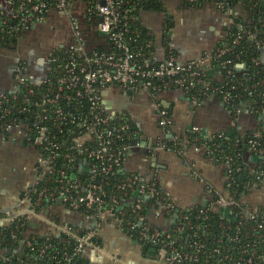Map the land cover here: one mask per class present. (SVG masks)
I'll use <instances>...</instances> for the list:
<instances>
[{
  "label": "built area",
  "instance_id": "obj_1",
  "mask_svg": "<svg viewBox=\"0 0 264 264\" xmlns=\"http://www.w3.org/2000/svg\"><path fill=\"white\" fill-rule=\"evenodd\" d=\"M140 1L142 0H0V17L17 22L12 24L11 30L0 36V42H3L2 45L0 44L2 47L10 46L9 41L11 39L18 40L22 38L27 30L37 23L45 22L51 14L55 13L64 17L69 24L70 40L66 45L58 47L56 56H54L55 51L46 60L44 59L47 73L42 80L31 81L24 75L21 66H17L14 71V89L12 91H0L1 100L8 102L7 96L18 93L26 83L33 85L46 84V89L40 93V99L34 102L35 109L28 110L26 107L15 105L19 113L28 112L33 121L36 119V135L31 140V145L36 149L44 148V151H46L45 154L40 153L36 184L43 180L48 173H51L53 159L58 155L56 151L65 144L72 150V152L65 154V159L68 162L79 160L81 168L85 167L87 171L90 169L92 180L96 179L97 176H104L107 179L112 174L126 173L123 167L127 154L132 147L139 146L141 143L130 144L133 131L130 125L122 119L124 112L112 113L106 109L104 96L109 89L117 88L125 94H135L141 91L148 93L155 103L159 127L164 137L167 138H173L170 137V131L173 132V121L166 105L158 99L159 94L162 93V85L166 87L165 91L176 89L183 92L185 89L202 86L205 95H207L206 98L220 95L223 105H230L231 100H233V97L227 91L213 86L211 81L206 79L205 74V72L208 73L209 69H213L216 72L214 79L223 80L220 70L233 64L234 59H227L222 62L220 59L232 51L230 47L216 50L214 47L211 52H208L202 58L192 61H181L172 43H170V52L165 51L163 59L153 62L147 58L146 53H135L132 50L129 42L132 40L131 34L136 33V30H131V28L132 24L138 21L134 6L138 5ZM180 1L182 3V0ZM190 1L195 2L197 0ZM213 3L222 11L223 6L219 0ZM224 13L231 18L233 14H236V11L229 9ZM82 20L86 31L89 28V31H98L106 37V43L102 45L107 47L106 51H99L100 46L89 43L81 24ZM240 29L241 31H238L235 36L234 45H238L244 37H248L254 40L258 47L264 48V40H257L258 34L256 32L246 31L242 26H240ZM226 35L227 32L225 31L224 38H221V40H224ZM139 57L142 58L141 61ZM213 64L217 66V70L214 69ZM219 65L221 68L218 69ZM244 66V63L236 64L238 69H243ZM155 80L162 83L157 84ZM258 85L260 84L257 83L256 87ZM231 89H235V87L233 86ZM27 92L30 96L35 94L32 89H28ZM82 99H87L90 107L84 114H79L78 117L65 110L61 105L62 102L70 105L78 104V100ZM205 99L194 98L192 101L201 104ZM247 111L252 115L251 111ZM12 112L13 108L11 106L0 107V123L3 131L10 134L20 128L24 131L25 138H27L30 127L27 122L14 123L15 120H4V117L11 115ZM261 118L264 120V116H261ZM50 119H53V127L57 131H64L66 126L72 128L71 138L67 143L55 141L50 126L46 124V121L50 122ZM32 130L31 128L29 131ZM193 130L199 131L200 129L193 127ZM212 136L208 135L209 138H212ZM250 143L255 148V142L250 141ZM191 150L208 151L204 146H195ZM191 150L185 148L178 152L184 158L185 163H187L186 154ZM256 152L263 153L262 150H256ZM78 156L82 157L78 158ZM209 158L218 164L217 158ZM229 164L230 160L218 164L222 165L224 170L228 169L227 174L224 172L225 189L223 191L208 189L212 192L214 201L212 204H207L210 205L207 208L208 210H202L201 212L210 211L222 218H228L234 211L239 210L241 217L248 222L260 220L258 225L252 228V233L246 236L258 237L259 239L262 232H264V208L254 207L246 203L243 200L245 195L241 199H236L231 195L229 183L227 184L229 181L228 175L231 173ZM236 171H240V168L238 167ZM59 174L61 177L65 176L64 171L60 170ZM252 174L257 175L258 181L264 180V164L258 165L257 163ZM151 181L152 179L143 175L133 174L115 185V190L120 195L107 198L108 190L104 183L96 181L82 185L80 181L69 180L67 181L68 186L64 187V191L60 193L54 204L65 206V203L71 202L73 206L76 204L85 206L86 209L96 210L95 214L88 216L89 218L101 220L108 217L120 228L123 225H130V222L125 220V212L123 211V209H129L145 222L141 234L143 238L151 243V248L156 249L155 255L157 258L166 261L168 264H181L186 261L198 262L199 253L206 251L204 243H194L193 249L197 253L190 254L182 250L185 245H178L175 236L170 234L165 236V233H169L172 227H175L177 233H184L186 230L192 229L191 220L189 216H182L174 211L175 204L159 181L158 184L151 183ZM73 189H78L76 197L70 196ZM160 191L166 197H162ZM43 197V193L40 192L35 204L40 205ZM22 201L32 205L29 197L22 198ZM144 209L147 210V214L141 215ZM151 211L155 217L164 216L166 220L172 221L171 228L169 230L161 228L162 231L152 230L154 225L149 221ZM21 215L30 219L38 214L30 206ZM13 218L1 214L0 225H8ZM48 223L52 227L51 230H53L51 234H65L76 242L73 256L85 258L88 250L98 249L94 241V232L87 231L82 234L67 224L59 225L53 220H48ZM158 243L162 244L159 249L156 245ZM23 244L31 246L29 238H26ZM253 248L250 249L248 245L242 248L244 257L240 258L238 264L243 262L254 264L255 259L261 257L255 250L256 244H253ZM213 253L223 257L220 249H216ZM65 259L66 264H71L72 258L67 256ZM261 259H263L264 264V256ZM207 263L215 264L210 260Z\"/></svg>",
  "mask_w": 264,
  "mask_h": 264
},
{
  "label": "crops",
  "instance_id": "obj_2",
  "mask_svg": "<svg viewBox=\"0 0 264 264\" xmlns=\"http://www.w3.org/2000/svg\"><path fill=\"white\" fill-rule=\"evenodd\" d=\"M163 3L167 13L174 18V27L177 28V19H179L181 26L185 25L187 31H190L189 36L192 35L189 42V36L179 39L177 32L172 33L171 43L181 61L196 60L211 52L226 29L233 23L232 19L220 11L213 2L186 9L181 7L180 0H163ZM236 12L244 19L249 18L248 12L240 6ZM165 15L164 12L148 10L140 13L141 23L149 30L154 43V60H161L165 56L163 39ZM57 22L65 23L67 31H52L46 39H43L42 45L45 46V50L64 46L70 40L69 24L64 17L55 13L45 22L32 26L22 38L26 40L33 31H43V26H56ZM81 24L90 44L102 46L106 43V37L98 31H89V28L86 31L83 20ZM33 50L29 49L26 52L30 58L34 55ZM21 59L23 58L15 56L6 59L3 64L0 63V91L14 89L16 65L21 66L24 75L31 81H39L46 76V66L41 67L40 61L37 63L36 58L34 67ZM208 72L215 77V70L209 69ZM158 99L168 108L173 121L172 130L176 136L184 134L193 127L203 130L209 136L219 132H225L229 136L243 135L264 123L262 118L255 119L247 111L246 106H241L238 114L233 116L215 97H208L201 104H196L183 91L172 89L160 93ZM104 102L109 112L127 113L142 135L141 144L129 150L124 171L150 179L157 178L175 206L183 209L212 204L213 194L208 189L212 188L214 191L225 189L223 166L205 156L204 152L188 151L187 163L178 153L163 147H158L152 154L150 153L149 143L163 139L164 135L158 124L155 103L148 93L141 91L125 94L120 89L113 88L106 91ZM24 140L25 133L20 128L8 136L0 134V215L17 217L30 206L33 207L28 202L22 201V194L36 184L40 153ZM245 163L252 172L257 166L258 159L248 153L245 156ZM243 200L251 206L264 208V180L245 194ZM37 214L29 219L27 236L45 237L51 234L53 230L48 220H53L59 225H70L77 231L94 232V241L98 249L87 251L85 254L87 264H168L151 252L145 255L140 244L125 234L108 217L95 220L60 204L47 205ZM149 215L152 225L164 230L171 228L172 221L166 220L164 216L155 217L152 211ZM2 254L4 251L0 249V255Z\"/></svg>",
  "mask_w": 264,
  "mask_h": 264
},
{
  "label": "trees",
  "instance_id": "obj_3",
  "mask_svg": "<svg viewBox=\"0 0 264 264\" xmlns=\"http://www.w3.org/2000/svg\"><path fill=\"white\" fill-rule=\"evenodd\" d=\"M216 1L218 2V0H197L195 2L182 0L181 7L184 9L195 8L205 3ZM219 2H221L223 6L222 12L229 9H233L235 12L240 6L248 12L249 18L244 19L241 15L237 14V12L231 16L233 23L226 29L227 35L225 39L216 44L215 50L230 47L232 51L227 53V55L223 56L220 60L222 62L227 59H234V63L220 70V73L223 75V80L214 79L209 72H205L206 79H209L213 86L227 91L233 97L230 105H225L233 116L237 115V111L241 106H246L245 108L251 111L252 116L259 120L261 116H264V48L258 47L256 42L248 37H244L238 45H234L233 42L238 31H241L240 26L246 31L256 32L258 34L257 40H264V0H219ZM134 7L138 21L132 24L131 30H136V33L131 34L132 40L129 44L135 53L144 52L147 58L151 59L153 62L155 61L153 58L154 43L152 37L149 35V30L141 23L140 13L144 10L166 13L163 39L167 53L170 52L171 31L174 27V18L171 14L167 13L163 0H142ZM15 22L16 21L0 17V36L4 35L6 31L11 30L10 28ZM16 41L17 40L11 39L9 42L12 44ZM0 44L2 45L3 42H0ZM106 49V46H100L98 48L99 51H106ZM57 54L58 52L56 51L54 56ZM237 56L239 57L238 59ZM139 60L141 61L142 58L139 57ZM237 63H244V68H236ZM213 65L214 69L217 70V66L215 64ZM229 71L231 72L228 73ZM155 82H157V84L162 83L158 80H155ZM257 83L260 85L256 87ZM233 86L235 89H231ZM165 88L166 87L162 85L161 91L164 92L166 90ZM167 88L171 89L170 87ZM28 89H32L35 94L30 96L27 92ZM45 89L46 84L33 85L31 83H26L18 93L7 96L8 102L2 101L0 97V107L11 106L13 108L12 114L5 116L4 120H15L14 123L27 122L30 126L29 130L31 128L33 129L32 131L28 130L27 138L24 140L28 145H31V140L36 135L35 123L37 121L36 119L33 121L28 115V112L24 114L19 113L15 105L26 107L28 110L35 109L34 102L40 99V93ZM184 92L190 100L194 98L203 100L207 96L202 86H196L188 90L185 89ZM211 97H215L221 102L222 98L220 95H213ZM61 105L65 110L70 111L77 117L79 114H84L90 107V103L87 99L78 100V104L75 103L70 105L66 102H62ZM49 109H51V107H49ZM122 119L130 125L133 131V138L130 144L134 145L138 142L141 143L142 135L130 116L124 113ZM53 122V119H50V122L46 121V124L50 126L51 132L55 136V141L67 143L71 138L72 128L65 125V130L60 132L53 127ZM0 134L5 136L9 135L8 132L3 131L1 123ZM171 136L173 138L164 137L161 140L152 141L151 144L149 143L148 148L150 153L152 154L158 147H163L178 153L185 148L191 150L195 146H204L208 150L204 151V155L208 158H217L218 164L230 160L229 166L231 173L228 175L229 181L227 184L229 183L231 195L236 199H241L245 194L249 193L254 186L260 185L262 182V180H257V175L252 174V172L248 170L245 163V156L251 153L258 159V165L264 164V123H261L253 130L245 132L243 135L229 136L225 132H219L214 134L212 138H209L207 133L203 130L194 131L193 128H190L178 137L174 132L171 133L170 131V137ZM250 141L255 142V148ZM256 150H262L263 153L259 154ZM38 151L41 154H45L46 152L44 148H39ZM69 152H72V150L66 144L57 149L56 153L58 155L53 159V170L51 173H48L43 180L39 181L29 191L22 194V198L29 197L31 199L33 208L37 212L47 205L54 204L55 200L59 198L60 193L64 191V187L68 186L67 181L69 180L80 181L82 185L96 181L104 183L108 190L107 198H110L114 195H120V193L115 190V185L117 183L136 174L128 172L117 173L109 175L107 179L104 176H97L96 179L92 180L90 169L87 171L85 167L81 168L79 160L68 162L67 159H65V154ZM81 157L82 156H78V158ZM238 167L240 171H236ZM60 170L65 172V176H60ZM224 172L227 174L228 169H225ZM151 183L158 184L157 178L152 179ZM40 192L43 193L44 197L40 205H38L35 204V201L39 198ZM77 195L78 189H73L70 192V196L76 197ZM160 195L166 197L162 191H160ZM65 207L84 216L96 213V210L86 209L85 206L82 205L78 206V204H76L73 206L71 202L65 203ZM209 207L210 205H200L190 209H183L174 205L173 209L175 212L182 216H189L192 229L186 230L184 233H177L175 227H172L169 233H165V236L168 234L175 236L177 238V244L185 245L182 250L190 254L197 253L193 249L194 243L202 242L206 245V251L200 252L198 255V262L186 261L181 264H208V260L213 261L215 264H238L240 258L244 257L242 248L248 245L250 249H254L253 244H256L255 250L258 252V255L261 257L264 256V232H262L259 239L258 237H246L248 234L252 233V228L256 227L260 220L248 222L241 217L239 210L234 211L228 218H222L218 214L210 211L201 212L202 210H208L207 208ZM123 211L125 212L124 218L127 222H130V225H123L121 227L122 231L140 244L142 252L145 255L150 254L151 243L143 238L141 234L142 226L145 225V222L134 215L129 209H123ZM141 213V215H145L147 214V210L144 209ZM29 223L30 220L27 216L19 215L14 217L8 225H0V249L4 251V254L0 255V264H66L67 261L65 258L67 256L72 258L71 264H87L85 258L73 256L76 248V242L74 240H71L65 234H49L45 237H38L36 235L27 236ZM152 230L162 231L160 227L156 226H154ZM79 232L82 234L85 233V231ZM26 238H29L31 246L23 244ZM156 245L158 249L162 246L160 243ZM216 249L221 250L223 257L213 253ZM261 257L255 259L254 264H263V259H261ZM241 264L247 263L243 262Z\"/></svg>",
  "mask_w": 264,
  "mask_h": 264
},
{
  "label": "rangeland",
  "instance_id": "obj_4",
  "mask_svg": "<svg viewBox=\"0 0 264 264\" xmlns=\"http://www.w3.org/2000/svg\"><path fill=\"white\" fill-rule=\"evenodd\" d=\"M51 25V24H50ZM56 26L50 27L43 26V31H36L32 32L31 35L25 40L24 38L18 39L15 43H12L8 47H1L0 46V63H4L6 59H12V57L19 56L22 57L21 59L23 62H29L31 67L35 66V58L37 55H34L32 58L26 53L29 49H35L37 50V54L42 55V50H44V47L42 45L43 39H46L47 35L50 34L52 31H67V25L65 23L59 24L58 22L55 24ZM182 24L179 22V19H177V28L173 27L172 33L177 32V35L179 36V39H182L184 37H188L190 35V31H187L186 26H181ZM189 42L192 39V35L189 36ZM3 49L4 51H1ZM10 51V52H8ZM46 55V54H45ZM47 56V55H46ZM31 59V61H30ZM13 68V67H12ZM17 65L14 66V71L16 70Z\"/></svg>",
  "mask_w": 264,
  "mask_h": 264
},
{
  "label": "flooded vegetation",
  "instance_id": "obj_5",
  "mask_svg": "<svg viewBox=\"0 0 264 264\" xmlns=\"http://www.w3.org/2000/svg\"><path fill=\"white\" fill-rule=\"evenodd\" d=\"M58 49V46L56 47V48H54L53 50H49V49H47V50H42L43 52H42V55H39V54H37L36 52H37V50H33V49H30V50H33L34 51V55H37L36 56V61H37V63L39 62V65H41V67H43L44 65H45V61H44V59L46 60L49 56H51L56 50ZM47 56H46V55ZM33 55V56H34ZM38 65V66H39Z\"/></svg>",
  "mask_w": 264,
  "mask_h": 264
},
{
  "label": "water",
  "instance_id": "obj_6",
  "mask_svg": "<svg viewBox=\"0 0 264 264\" xmlns=\"http://www.w3.org/2000/svg\"><path fill=\"white\" fill-rule=\"evenodd\" d=\"M221 38H224V34H223V36H222ZM221 38L219 39V41L221 40ZM219 41H218V42H219ZM218 42H217V43H218ZM217 43H216V44H217ZM215 46H216V45H215ZM213 49H214V48H213ZM219 68H221L220 65L218 66V69H219ZM150 252L153 253V254H155V253H156V249H155V248H151V249H150Z\"/></svg>",
  "mask_w": 264,
  "mask_h": 264
}]
</instances>
